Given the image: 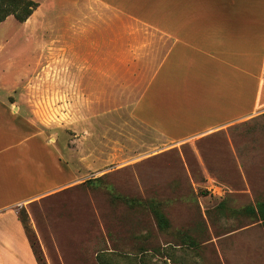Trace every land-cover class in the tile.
Here are the masks:
<instances>
[{"label":"crops","instance_id":"obj_1","mask_svg":"<svg viewBox=\"0 0 264 264\" xmlns=\"http://www.w3.org/2000/svg\"><path fill=\"white\" fill-rule=\"evenodd\" d=\"M32 1L23 26L48 31L38 26L49 2V67L62 70L49 85L61 84L63 114L91 135L78 142L95 139L91 119H132L183 143L264 112V0ZM6 45L4 91L42 62L1 61ZM9 98L0 95V264H38L18 209L81 175L73 151L41 128L36 100Z\"/></svg>","mask_w":264,"mask_h":264},{"label":"rangeland","instance_id":"obj_2","mask_svg":"<svg viewBox=\"0 0 264 264\" xmlns=\"http://www.w3.org/2000/svg\"><path fill=\"white\" fill-rule=\"evenodd\" d=\"M46 6L38 28L48 31L34 35L14 17L0 23L1 61H42L0 95L36 100L41 128L73 151L81 175L18 209L37 255L47 264H264V224L250 210L264 201V112L183 143L132 119H91L95 139L78 142L91 135L63 114L61 84L49 85L62 70L49 67Z\"/></svg>","mask_w":264,"mask_h":264},{"label":"trees","instance_id":"obj_3","mask_svg":"<svg viewBox=\"0 0 264 264\" xmlns=\"http://www.w3.org/2000/svg\"><path fill=\"white\" fill-rule=\"evenodd\" d=\"M37 7L38 4L32 0H0V23L6 21L11 16H13L18 22L25 23ZM250 210L253 214L258 215L264 224V201L259 202L257 208H251ZM158 220L161 225L165 224V218L162 215H159ZM21 221L25 225L24 220L21 219ZM31 246L37 258L38 264H47L43 257L37 255L32 243Z\"/></svg>","mask_w":264,"mask_h":264}]
</instances>
